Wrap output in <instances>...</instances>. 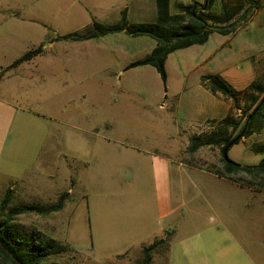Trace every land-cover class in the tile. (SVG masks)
Segmentation results:
<instances>
[{
  "label": "rangeland",
  "instance_id": "obj_1",
  "mask_svg": "<svg viewBox=\"0 0 264 264\" xmlns=\"http://www.w3.org/2000/svg\"><path fill=\"white\" fill-rule=\"evenodd\" d=\"M261 1L263 6L252 14L254 10L239 30L228 34L213 31L202 43L168 53L165 83L156 68L146 64L116 73L108 80L103 73L94 74L91 80L98 89L91 91L76 85L61 88L64 73L30 68L26 78L17 63L0 68V218L18 204L54 203L61 189H71L58 210L24 211L7 217L9 232L24 245L32 237L53 238L63 245L46 258L45 264H143L142 245L136 247L130 241L134 236L126 231L124 218L135 211V197L125 200L118 190L124 180L132 178L130 146L177 148L191 142L184 78L194 73H189L194 66L197 75L214 70L223 75L240 72L241 80L234 79L236 83L249 77V67H257L252 57L259 61L264 57ZM37 11L25 9V16L40 15ZM244 12L245 8L240 14ZM45 16L52 24L60 17L57 9ZM52 27L43 29L37 20L31 23L29 39L33 47L48 43L56 35ZM134 41V53L127 59L145 56L156 43L148 35H139ZM33 59L30 64L34 68L39 58ZM87 90L83 97L81 92L84 95ZM117 104L122 105L120 118ZM243 105L249 109L251 104ZM238 106L234 103L235 108ZM238 119L243 120L239 115ZM263 137L264 129H259L241 138L228 146L227 157L240 164H257L264 158V151L254 150L252 144ZM204 146H199L203 153L197 154L199 161L194 164L181 168L177 159L172 164L174 192H183L187 198L182 202L175 199L171 226L160 237L167 236L164 243L169 241L172 251L183 256L182 263L186 256L197 257L198 251L193 245L182 248L181 243L195 241L209 249L216 244H242L248 264H264V174L256 177L262 184L236 185L226 177L222 163H205L214 159ZM153 160L146 154V161H142L145 171L160 176L162 172ZM234 176L243 182L249 179L243 172ZM7 190L10 199L3 204ZM238 250V257L245 255ZM163 256L160 264H176L175 255L168 262V255L163 252ZM205 261L192 264H214ZM0 264L9 263L0 257Z\"/></svg>",
  "mask_w": 264,
  "mask_h": 264
},
{
  "label": "crops",
  "instance_id": "obj_2",
  "mask_svg": "<svg viewBox=\"0 0 264 264\" xmlns=\"http://www.w3.org/2000/svg\"><path fill=\"white\" fill-rule=\"evenodd\" d=\"M193 1L202 2L203 0H169V10L171 13L179 12L181 5L192 3ZM30 8H36L38 10L37 14L40 15L35 17L25 16V9ZM218 8L219 0H215L212 11L218 12ZM260 8L253 10L252 14L258 12ZM50 9L59 11L60 17L54 19L55 24L46 20L45 15L52 12H49ZM123 14L126 18L125 26L137 22H156L158 20L156 0H0V68L11 66L21 54L28 49L34 48L33 43L30 42L29 33L31 32V23L37 20L43 29L46 26H53V32L56 35L48 43L40 44V46L43 44L41 51L29 59L22 60L16 64L24 72V76L28 77L30 68L39 72H46V70L55 74L60 72L66 74L64 80L60 82L61 88H69L71 85H76L84 86L90 91L98 89V84L96 85L93 79L91 80V77L95 78L94 74L103 73L105 74L104 79L108 80L116 73L125 72L138 66L126 68V65L134 60L127 58L134 53L132 51L136 43L134 40L139 35L128 34L124 29L84 39H74L69 37L68 34L82 32L88 26H91L94 21L108 25L118 24L121 22ZM242 24L236 30H239ZM44 55L48 56V60L44 59ZM36 57L39 58L38 65L33 68L30 60ZM252 61L253 63L257 62V67L255 65L250 66L249 77L239 83H236L234 79L238 78L241 80L242 73L240 72L223 75L221 71L214 70L212 72L202 71L197 75L195 70L197 67L190 68L189 73H194L184 78L183 91L187 94L190 106V132L192 134L217 131L221 127L219 120L227 114L235 118L236 116L238 118V115L240 117V110L245 107L243 103H249V100L239 98V106L235 108L232 98L223 95L220 91L213 92L209 89L205 76L218 74L233 88L242 89L264 73V57L261 58V61L252 57ZM150 66L153 67V65ZM88 90L84 95L81 92L83 97L88 94ZM120 107L122 108V105H116L117 118H120ZM235 109H237L236 113L233 112ZM85 117L87 119V115ZM263 129L264 127L260 130L262 131ZM254 133L243 136L242 139ZM263 140L264 137L261 141ZM212 146H214L213 149ZM124 147L126 148V146ZM206 147L212 152L214 160L207 159L205 163H215L216 161L222 163L220 146L208 144L203 148ZM130 148L133 152L128 151V155L134 161L131 163L133 169L132 178L124 180V186H120L121 188L118 190L121 191V196L125 200L133 195L135 197V211H129V215L124 218L126 220L125 225H127L126 231L134 236V239L130 241L136 244V247H140L143 242L147 244V241L151 242L150 240L153 241L159 238V234L161 232L163 234V231L167 229L166 227L171 226L170 216L175 199L182 202L187 198L183 192H179L178 195L174 192L172 164L176 159L181 168L184 165L194 164V162L199 161L197 154L203 152H201L200 147L191 150L190 142L177 148L169 145L144 147L135 144L130 146ZM178 153L180 155H177ZM190 153H193L194 156H191ZM146 154L151 155L155 159L153 163L160 168L159 171L162 172L160 176L156 174L154 177L151 176V171H145L147 167L142 161H146ZM204 159L202 158L203 161ZM227 178L236 185L249 187L248 183L243 182L242 179ZM61 190L68 191L71 194V189L63 188ZM171 232L172 230L169 233L171 234ZM215 244L212 245L215 246ZM159 245L151 252V263H162L164 259L163 252L168 255L167 262L173 259L175 255L174 263H182L180 260L183 259V256L178 252L174 253L172 251L173 245H170L169 241L166 243L162 242V252L161 248L158 249ZM190 245L196 247L198 255L197 257L194 256L193 259L187 256L184 257L183 263L192 264L195 261L197 263H206L205 260H207L209 263L214 264H248V253L242 244H236L237 246L234 247L226 243L220 246L216 244L217 247L209 249L204 244L196 243L195 241L181 243L182 248L186 249L191 248ZM238 249L245 252V255L238 257V253H240ZM249 264H252V261H249Z\"/></svg>",
  "mask_w": 264,
  "mask_h": 264
},
{
  "label": "trees",
  "instance_id": "obj_3",
  "mask_svg": "<svg viewBox=\"0 0 264 264\" xmlns=\"http://www.w3.org/2000/svg\"><path fill=\"white\" fill-rule=\"evenodd\" d=\"M214 2L215 0L193 1L192 3L181 5L179 12L171 13L169 10V0H156L158 13V20L156 22H137L125 26L126 18L123 14L121 22L118 24L108 25L94 21L84 31L73 32L68 34V36L74 39H84L122 29L134 36L148 35L155 39L156 43L154 47L145 56L130 61L126 65V68L143 64L153 65L163 83H165L167 77L165 59L168 53L177 48L202 43L207 39L209 33L213 31L222 34L234 32L253 10L262 6L261 0H235L234 2L219 0V11L214 12L212 11ZM244 8L245 12L240 14ZM41 50V46L28 49L15 59L11 65L29 59ZM205 77L211 91H220L223 95L232 98L233 102L237 105L239 98L249 100L247 104L251 105L249 109L244 107L240 110L239 118H243L242 122L238 118L227 114L219 120L221 127L217 131L193 134L190 149L194 150L200 145H218L220 146L222 168L227 177L237 180L234 174L243 172L249 176L248 181H245V183H248L247 185L253 183L262 184L261 181L256 180V177L264 174V158L257 164H240L224 156L223 150L229 142H237L243 136H248L252 132L264 127V73L242 89L233 88L218 74H210ZM256 106L258 107L256 108ZM252 146L254 150L264 151V140L256 142ZM8 191H6L3 197V204L8 203L10 199ZM67 194L68 191H63L59 194L56 202L46 206L30 202L18 204L10 208L7 216L0 218V257L9 264H45L46 258L51 253L59 252L63 245L57 244L53 238L32 237L30 242L24 245L22 240L16 239L9 232L6 223L7 217L16 213L24 211L47 213L58 210L63 206L64 197ZM166 237H159L142 245L143 264H150L151 252L164 242Z\"/></svg>",
  "mask_w": 264,
  "mask_h": 264
},
{
  "label": "water",
  "instance_id": "obj_4",
  "mask_svg": "<svg viewBox=\"0 0 264 264\" xmlns=\"http://www.w3.org/2000/svg\"><path fill=\"white\" fill-rule=\"evenodd\" d=\"M257 107H258V106H256V108H257ZM256 108H255V109H256ZM237 137H238V136H237ZM237 137H236V138H237ZM236 138H235V139H236ZM230 144H232V141L229 142V143L225 146V148H224V150H223L224 156H227V155H226V151H227V148H228V146H229Z\"/></svg>",
  "mask_w": 264,
  "mask_h": 264
}]
</instances>
